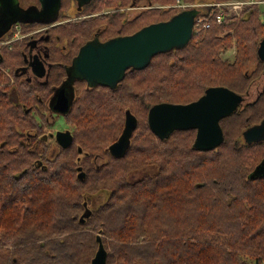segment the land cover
I'll use <instances>...</instances> for the list:
<instances>
[{
	"label": "trees",
	"instance_id": "16d2710c",
	"mask_svg": "<svg viewBox=\"0 0 264 264\" xmlns=\"http://www.w3.org/2000/svg\"><path fill=\"white\" fill-rule=\"evenodd\" d=\"M18 1L25 10L39 7L38 0ZM70 1L62 0L61 8L66 10ZM131 1L92 0L83 6L94 12L105 7L111 10L108 18L125 14ZM149 1L151 7L159 6L155 23L193 10L195 19L209 26L192 32L184 46L156 54L142 68L128 69L115 87L104 88L105 145L116 139L129 113L137 121L130 154H105V165L90 166L80 180L75 167L92 154L61 150L39 171L26 163L24 154L0 152V264H91L98 237L106 264H264V176L250 178L264 161V139L245 143L242 135L264 119V85L253 102L218 122L223 141L210 151L193 148L194 129L156 137L155 150L147 126L152 106L188 104L211 86L247 95L264 77L256 56L264 38V15L259 5H252L217 24L209 7L200 13L162 8L177 0ZM44 25L39 20L19 23L26 36ZM10 36L4 33L2 39ZM232 46L235 54L221 58ZM79 116L86 118V110ZM19 117L0 103V136L8 121ZM149 165L152 172L128 179L132 171ZM98 193L107 194L106 199L81 223L84 204Z\"/></svg>",
	"mask_w": 264,
	"mask_h": 264
},
{
	"label": "flooded vegetation",
	"instance_id": "af4514ba",
	"mask_svg": "<svg viewBox=\"0 0 264 264\" xmlns=\"http://www.w3.org/2000/svg\"><path fill=\"white\" fill-rule=\"evenodd\" d=\"M102 2L105 4V0ZM131 2L136 5L140 0ZM70 3L71 7L67 10L60 5L52 23L39 26L27 36L22 34L9 49L0 47V103L21 116L8 121L5 134L0 136V152L5 155L24 154L26 163L32 164L33 169L39 171L44 169L46 160L61 154V150H69L64 154L70 155L92 154L90 159L83 158L82 166L75 167L76 170L82 169L84 179L90 166L100 168L105 165V154L110 153V145L122 134L126 115L119 135L113 142L105 145L104 88L115 87L123 73L119 80L108 85L100 78L88 79L86 74L78 71L76 63L85 47L91 46L95 52L96 48L105 47L106 43L130 36L139 30L105 39L101 36L107 32L104 22L111 11L105 12L104 7L103 10L94 12L91 11L92 7H84L75 0ZM132 8L134 7L131 6L130 9ZM21 9L26 13L34 8ZM71 11L73 17H69ZM11 26L12 23L6 26V33L12 32ZM2 36L3 34L1 38ZM3 50L15 54L16 59L6 61L1 53ZM2 64H7V68L1 67ZM61 99L67 101V113L55 109L56 102ZM83 110H86V118L79 116ZM97 116H101V119ZM65 131L70 133L72 141L63 148L57 142V134ZM132 133L127 139L123 154L131 152ZM155 138L154 135L150 147L156 150ZM243 142H247L244 136ZM253 142L256 141L251 143ZM150 168L149 165L142 170ZM94 197H90L89 204ZM86 207L91 209L89 205Z\"/></svg>",
	"mask_w": 264,
	"mask_h": 264
},
{
	"label": "water",
	"instance_id": "95a60500",
	"mask_svg": "<svg viewBox=\"0 0 264 264\" xmlns=\"http://www.w3.org/2000/svg\"><path fill=\"white\" fill-rule=\"evenodd\" d=\"M39 8L24 12L18 0H0V29L3 34L9 24L20 23L23 20H39L45 24L52 23L57 16L61 0H38ZM81 5H87L92 0H75ZM147 6L146 8H150ZM193 10L183 11L166 22L153 23L141 28L136 33L112 40L105 47L88 46L82 49L78 60V71L89 78H100L105 84L112 85L122 76L126 69L142 68L156 54L163 53L173 47L184 46L192 38L195 20ZM256 49L258 59L264 66V38L258 42ZM264 69V68H263ZM66 99L58 100L55 109L61 113L68 112ZM244 102V97L237 95L225 87H212L204 91L199 98L188 104H157L147 111V122L152 133L159 139L168 137L175 130H196L193 144L195 150L210 151L223 141L220 120L236 113ZM137 121L135 116L126 113L124 130L120 137L109 147V154L115 157L123 155L131 133ZM248 143L264 139V119L257 126L250 127L242 134ZM260 139V140H259ZM57 142L66 148L71 139L68 131L57 134ZM77 177L82 180L84 173L77 168ZM264 176V161H261L250 173V178ZM80 217L83 223L91 214L85 207ZM91 264H105L106 252L100 244Z\"/></svg>",
	"mask_w": 264,
	"mask_h": 264
},
{
	"label": "rangeland",
	"instance_id": "374dc122",
	"mask_svg": "<svg viewBox=\"0 0 264 264\" xmlns=\"http://www.w3.org/2000/svg\"><path fill=\"white\" fill-rule=\"evenodd\" d=\"M179 1L182 5H185V8H181V7H171V8H177L179 10H186V9L194 8V10H197L200 13H204V12H206V8H208V4H210V3H207L209 0H195L194 4H186V3H183L181 0H179ZM176 3H177V1H176ZM176 3H175V5H176ZM132 5L134 8H132V9L129 8L131 6V2H130L129 7L124 9V10H126L125 11L126 16L124 14L123 15L118 14L115 16H109L105 20L104 23L108 25L109 31L105 32V35L102 34L101 37H105V39H107V38L118 36L121 33L122 34H129L136 29H139L143 26H146V24L155 23L154 21H157L158 19H160L159 11L157 10V7H159V6H157L158 3H155V5H153L152 7L146 8V9H145V7L150 6V3H148V1L146 2V0H140V2L138 4L136 3V5H134L132 3ZM135 6H137V7H135ZM70 7H71V3H68V8H70ZM167 7H169V6L166 5L165 7H162V8L167 9ZM259 7H260V11L264 14V5L260 4ZM104 10H106V9H104ZM108 11H111V10H107L105 12H108ZM170 11H172V9H170ZM70 13L71 14L68 13L69 17H73V11H71ZM63 17H64V15H63ZM112 20L115 21V23H117V24L110 23ZM116 32H117V34H115ZM0 34L1 35L3 34L1 29H0ZM1 35H0V38H1ZM0 47L9 49L12 47V45L11 46H0ZM1 53L3 54L6 61H8V62H12L13 60L16 59L15 54H11L7 50H3ZM234 54H235V49H234V46H232L230 50L224 52V55L221 58H230ZM8 68H9V66H8ZM263 85H264V77H262L260 80L256 81L254 84H252L247 95L244 96V102L241 105V107L244 106V104L253 102L255 100V98L257 97V94L262 90ZM8 109H10V108H8ZM152 171H153V168L145 169V170L132 171L129 174L128 179L130 181H135V180H137L138 177H140L142 175V173H150ZM106 195L107 194H103V193L99 194L98 193V195H96L93 198L92 203L88 204L89 207L91 209L95 208L104 199H106Z\"/></svg>",
	"mask_w": 264,
	"mask_h": 264
},
{
	"label": "built area",
	"instance_id": "2783aa9c",
	"mask_svg": "<svg viewBox=\"0 0 264 264\" xmlns=\"http://www.w3.org/2000/svg\"><path fill=\"white\" fill-rule=\"evenodd\" d=\"M254 4H264V0H229L226 2H213L208 4V7L211 8V13L213 14V19L216 21L217 24H221L223 21V17L225 15H232L239 17L241 13L249 6ZM171 7H181L185 8V5H182L179 0H177L176 5L169 6L167 8ZM209 24L208 22H203L202 19L198 18L196 19V24L194 25V33H199L201 31H204L208 28ZM20 27L19 25H14L11 36L7 40H1L0 46H11L16 39H19L21 36ZM221 54L220 56H223Z\"/></svg>",
	"mask_w": 264,
	"mask_h": 264
},
{
	"label": "bare ground",
	"instance_id": "6f19581e",
	"mask_svg": "<svg viewBox=\"0 0 264 264\" xmlns=\"http://www.w3.org/2000/svg\"><path fill=\"white\" fill-rule=\"evenodd\" d=\"M101 245H102V243H101ZM103 248H104V247H103ZM104 250H105V249H104ZM105 252H106V251H105ZM106 257H107V254H106ZM92 258H93V257H92ZM92 258H91V259H92ZM105 264H106V262H105Z\"/></svg>",
	"mask_w": 264,
	"mask_h": 264
},
{
	"label": "crops",
	"instance_id": "0c3cea01",
	"mask_svg": "<svg viewBox=\"0 0 264 264\" xmlns=\"http://www.w3.org/2000/svg\"><path fill=\"white\" fill-rule=\"evenodd\" d=\"M262 5H264V4H262ZM259 9H260V7H259ZM261 12V11H260ZM263 14V13H262ZM264 15V14H263Z\"/></svg>",
	"mask_w": 264,
	"mask_h": 264
}]
</instances>
